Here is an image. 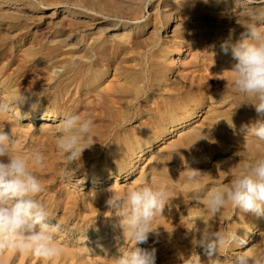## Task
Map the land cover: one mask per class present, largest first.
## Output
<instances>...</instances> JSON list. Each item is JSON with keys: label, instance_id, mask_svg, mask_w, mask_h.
<instances>
[{"label": "rangeland", "instance_id": "374dc122", "mask_svg": "<svg viewBox=\"0 0 264 264\" xmlns=\"http://www.w3.org/2000/svg\"><path fill=\"white\" fill-rule=\"evenodd\" d=\"M185 1L189 0H0V101L15 105L21 93L30 97L29 103L15 107L25 118L17 119L10 112L0 116V128L9 134L12 129L17 151L24 154L30 170L42 180L40 197L49 209L50 219L63 226L56 242L60 254L54 259L7 250L0 256V264H109L106 258L118 256L125 244L117 219L105 215L115 180L111 176L109 182L103 181L93 191V177L87 178L89 183L84 189L74 183L85 173L101 170L103 152L114 143L125 144L128 131L143 119L149 124L161 118L172 122L182 116L189 102L207 100L211 94L229 100L208 114L205 100L200 109L203 117L196 119L204 126L195 129L193 124L178 137L159 144L116 191L123 195L129 186L149 184L170 190L164 209L184 226L167 228L163 214L157 215L160 222L153 220V229L164 238L139 247L155 249V264H181V256L187 257L192 251L204 264L207 262L202 249H192L191 236L186 238L196 227L193 214L207 224L215 220L217 226L237 235L257 224L261 236L237 251L264 241V217L256 218L231 204L219 214H212L207 201L201 200L198 205L191 201L193 193L228 184L242 165L231 174L228 171L241 160L264 156V143L251 137L244 143L241 133L257 118L255 108L249 105L252 99L239 94L231 82L218 79L217 73L206 72V66L221 68L211 55L215 40L227 38L222 36H229L230 30H235L232 37H240L233 22L239 20L241 12L234 11V0H210L227 2L229 14L223 26L224 18L216 12L195 8V3ZM124 29L130 31L128 36H121ZM186 44L192 48H182ZM58 62L62 65L55 69ZM201 75L203 80L199 79ZM44 87V97L39 98V107L33 111L31 104L37 97L31 93H40ZM43 109L76 110L95 122V144L84 151L75 174L68 171L73 165L56 147L62 131L60 122L55 129H45L38 121L27 119L39 118ZM216 112L222 122L229 124L215 123ZM190 135L194 136L187 142ZM136 137L141 141V132ZM36 145L45 153L42 166H37L29 155ZM187 167L201 173L198 183H185L181 173ZM135 247L129 238L126 250ZM226 250L223 256L229 257L233 248Z\"/></svg>", "mask_w": 264, "mask_h": 264}, {"label": "clouds", "instance_id": "9594fccd", "mask_svg": "<svg viewBox=\"0 0 264 264\" xmlns=\"http://www.w3.org/2000/svg\"><path fill=\"white\" fill-rule=\"evenodd\" d=\"M235 5L234 11L239 9L246 20L240 24L244 31L239 39L233 43L235 30H230L228 39L221 45L225 54L231 50L235 61L224 73L233 75L232 87L239 94L252 99L249 105L255 108L257 114V118L241 130L244 143L249 137L255 142L264 143V0H235ZM44 92L45 87L40 93H31L37 97V101L31 104L33 111L39 107V98L44 97ZM29 100V96L21 93L15 105L0 101V116L8 115L14 107H21ZM60 127L62 131L56 138V147L75 166L68 169L75 174L81 166L84 151L95 144V122L85 118L80 111L69 110L63 114ZM29 155L37 166L44 164L45 153L38 145L32 148ZM237 155L240 156L241 151ZM241 165L242 170L233 174L228 184L193 193L191 201H195L196 205L201 200L207 201L212 214H219L225 205L231 204L256 218L264 217V156L252 161L241 160L228 173L231 174ZM186 169L181 173L185 183H198L201 173L190 167ZM111 191L113 194L106 202L109 211L105 215L117 219L125 244L119 248L118 256L106 258L109 264H155V249L147 250L139 245L146 243L151 234L159 235L152 224L157 215L163 214L170 190L149 184L129 186L123 195L116 191V186ZM42 192V180L30 170L24 154L17 151V139L12 129L9 134L0 128V256L7 250L31 252L48 260L60 254L56 242L63 226L61 222L50 219L49 209L40 197ZM204 225L198 231L187 233L186 238L191 236L193 250L204 251L208 257L206 264H264V247H261L264 241L244 251H237L247 244L246 238L238 236L236 232L216 230L205 222ZM129 238L136 247L126 250ZM224 248H233L229 257L223 256L221 250ZM181 264L204 262L196 251H192L187 257L181 256Z\"/></svg>", "mask_w": 264, "mask_h": 264}, {"label": "bare ground", "instance_id": "6f19581e", "mask_svg": "<svg viewBox=\"0 0 264 264\" xmlns=\"http://www.w3.org/2000/svg\"><path fill=\"white\" fill-rule=\"evenodd\" d=\"M186 4H194L195 8H208L209 10L216 12L218 16L225 17L229 14V7H227L225 4L227 2H210V0H197L196 2H192V0L185 1ZM233 8L235 5V0L232 3ZM23 9V8H22ZM231 9V8H230ZM239 10V9H238ZM240 12V11H239ZM171 16V15H169ZM239 20H235L233 23L234 25H237L238 27H235V29H238L241 33L244 31V28L240 24H244L246 17H244L241 13H239ZM225 19L221 20L222 25H225ZM220 23V22H219ZM220 23V24H221ZM226 29V27H220V29ZM117 29H113L112 31H116ZM229 31V30H228ZM169 32H166L168 34ZM130 34V31L124 29L121 36H128ZM166 37V36H165ZM221 36H217V38H220ZM227 37L220 40H215L216 44H213L214 48L211 51V55L214 56L215 62L218 63L220 67L214 68L211 66H206V72H209V74L217 73L216 77L220 79L221 81L225 82H232L234 77L231 73L225 72V70L230 69L231 65L233 64L232 60V54L231 50L227 54L224 53L221 47V43L228 39L229 36H222ZM239 37H232V42L234 43ZM204 45V44H203ZM203 45H199V50H203ZM188 47L189 49L192 48L190 44H186L182 46V48ZM195 49V48H194ZM62 63L58 62L55 65V69L58 68V65ZM204 75H201L199 78L200 80H203L205 77ZM205 98H199L192 102H189L187 104L186 111L182 114V116H179L177 119L173 120L172 122L165 121L163 118L159 120L160 122L157 123H148V119H143L140 122V125H136L133 127L132 130L128 131V139L125 144L120 143H114V145L111 148H108L103 152V159L101 163V170H95L92 174L85 173L83 174V178L78 179V181L75 184V187L83 186V189L86 188L85 186L89 183L87 181V178L93 177V186L91 188V191L93 189L97 188L99 185H102L104 182H109L111 176L114 178V187L120 186L121 183L125 182L126 180L130 179V176L133 175V173L136 172L137 164L144 159L146 155H149L151 152H153L159 144H165L168 140H171L174 137H178V134L182 132L184 128H187L193 124H195V129H200L203 124H197L198 121L201 119L200 113L202 112L200 109L203 108L205 105ZM209 100V101H208ZM228 98L221 97L219 94H211L206 102L208 110L205 112V114H208L212 110L220 109L223 107V105L228 101ZM8 103V102H7ZM11 105V104H10ZM228 106V105H227ZM218 107V108H217ZM67 112L66 110L59 111V110H50V109H43L40 111V116L37 118V116H30L28 117V121L31 123H36L37 121L40 123L42 127H45V129H55V124L59 123L62 119L63 114ZM12 113L14 116H16L17 119H24L25 116L18 111L15 107L12 110ZM48 114V115H47ZM199 120H196L198 119ZM219 117V112H216V116L214 117L215 123L223 125H228L229 122H222ZM212 120V121H214ZM149 124V125H148ZM148 125V126H145ZM147 129H145V128ZM156 127V129H155ZM144 128V129H143ZM141 132V141H139L138 137H136V133ZM59 133V132H57ZM194 134V133H193ZM194 135H190L189 138H187V142L192 138ZM180 137V136H179ZM133 141L132 143L130 141ZM176 141V140H175ZM175 141L169 143V145L174 144ZM177 144V142H176ZM114 176V177H113ZM169 203V200L167 201ZM163 217H167V220H165L167 224V228L169 226H175V224L179 227L184 226L181 222H177V219L169 212L164 209L163 211ZM195 214H193V220L195 221L196 227L193 229L194 231H198V229H202L205 225L202 220V217H195ZM157 216L154 218V220L158 223L159 220H156ZM214 229H222L221 227L217 226L216 221L213 220L212 223H209ZM261 230L258 229L257 224L250 225L246 227L241 235H238L240 237H244L247 239V244L240 249H245L246 247L250 246L251 243H254L257 241V238L261 236L259 234ZM164 238L163 234H159L156 238H150L146 242L150 244L151 242H159ZM203 251V250H202ZM222 254L227 253L226 248L222 249ZM180 263V262H179ZM206 264V263H205Z\"/></svg>", "mask_w": 264, "mask_h": 264}]
</instances>
